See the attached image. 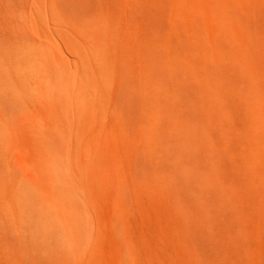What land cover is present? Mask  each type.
<instances>
[{
	"label": "bare ground",
	"instance_id": "6f19581e",
	"mask_svg": "<svg viewBox=\"0 0 264 264\" xmlns=\"http://www.w3.org/2000/svg\"><path fill=\"white\" fill-rule=\"evenodd\" d=\"M3 1L0 122L51 103L33 166L0 157L9 259L264 264V0Z\"/></svg>",
	"mask_w": 264,
	"mask_h": 264
},
{
	"label": "rangeland",
	"instance_id": "374dc122",
	"mask_svg": "<svg viewBox=\"0 0 264 264\" xmlns=\"http://www.w3.org/2000/svg\"><path fill=\"white\" fill-rule=\"evenodd\" d=\"M2 1L3 0H1V4H2ZM12 1V0H11ZM14 1V0H13ZM12 1V2H13ZM17 2H18V0H16ZM22 0H20V2H21ZM28 1V0H27ZM27 1H23L24 3L26 2L27 3ZM4 2V1H3ZM17 2H14V6L16 5V3ZM23 3V4H24ZM25 3V4H26ZM21 4V3H20ZM24 4V5H25ZM4 5V4H3ZM8 5V3H6L5 4V6H3V10H4V7H6ZM22 5V4H21ZM21 5H18L19 6V9L22 7L23 8V5L21 6ZM2 6V5H1ZM18 6L16 7V8H18ZM27 5H25L24 7H26ZM9 8V7H8ZM6 9V8H5ZM10 12V14H11V10H9ZM26 11V13H28L27 11H29V10H25ZM19 12H21V11H19ZM23 12V11H22ZM25 25V24H24ZM30 26H25V27H29L30 29L28 30V29H25L24 28V31L26 32V33H28L29 34V36H30V38H32V39H35L36 41L37 40H39V37H38V35H37V33H36V27L34 26V25H31V24H29ZM14 26H15V22H14V24H13V26H11L10 27V29L12 30H9V31H11V35L10 34H8V36L9 37H11L12 36V34H13V31H15L14 29H17V30H19L20 29V27L18 28V27H16L15 26V28H14ZM4 27H6V26H4ZM4 27H2L3 29H1V30H5V28ZM23 27V26H22ZM22 27H21V29H22ZM7 29H9L8 27H7ZM0 30V31H1ZM15 31V34H13V41H16L17 39L16 38H14V36L15 35H17L18 33H16V32H18V31ZM23 30V29H22ZM28 30V31H27ZM31 30V31H30ZM7 30H5L4 32H6ZM3 32V33H4ZM8 32V31H7ZM25 32H23V33H25ZM10 33V32H9ZM7 34V33H6ZM27 34V35H28ZM4 34H2V36H3ZM26 35V34H25ZM6 36V35H5ZM20 35L18 34L17 36H15V37H18L19 39H20V37H19ZM6 38V37H5ZM11 39H12V37H11ZM18 39V40H19ZM17 40V41H18ZM54 56H56L57 58L59 57V56H61V52H60V50L57 48L56 50H54ZM37 93V94H36ZM31 95L30 96H32V98L34 99H31L32 101L31 102H29V100H27L28 102H27V104L25 105L26 106V108L23 106V104L22 105H17L13 110H12V113L11 114H9L6 118L9 120V119H11V118H13V117H11V115L13 114V115H15L16 113H17V115H18V117L17 118H19V117H21L23 114V116L21 117V118H23L22 120H19V122L17 123V121L16 120H18L17 118H16V120H14V119H11V120H14V121H16V122H14L15 124H14V126H16L15 128H12V129H9V128H11V127H13V125H11V127H10V125H8V123L7 124H5V122H7V121H5L6 120V118H5V120H4V122H0V145H1V143H2V146H4V147H2V146H0V149H1V147H2V151H4V152H2L1 153V150H0V157L4 160V161H6V162H8L11 166H15V165H18V164H20V166H22V167H24L25 165H27V166H33V164L35 163V155H36V145L38 144L37 143V140H36V132H37V128L41 125V126H45L46 124H49V121H50V118L49 117H47V114H48V112H49V110H50V108H51V103H49L48 101H47V99H45V97H43L39 92H31L30 93ZM39 94V95H38ZM29 96V97H30ZM29 99V98H28ZM28 105V106H27ZM19 106V107H18ZM21 106H23V108L21 107ZM24 108H25V111H24ZM28 108H29V112H28ZM22 110V111H21ZM14 112V113H13ZM27 112H28V114H27ZM19 113V114H18ZM26 115V116H25ZM16 116V115H15ZM9 117V118H8ZM10 122V121H9ZM11 124V123H10ZM13 124V123H12ZM4 126V128L6 127H9V128H5V130H7L8 132H9V134H10V132H12L13 131V129H14V131H15V133H14V135L11 133V135L9 136V134H7L6 136H5V132L7 133V131H4V129H2L3 128V126ZM7 125V126H6ZM2 127V128H1ZM9 130H11V131H9ZM11 138V139H9V141L7 140L8 138ZM2 139V140H1ZM11 140V141H10ZM7 143V144H6ZM4 149V150H3ZM79 149H81V147H79ZM83 152L81 151V150H79V151H77V153L75 154V155H73L74 157H76V158H80V160L81 159H83ZM3 155H6L5 156V159L3 158ZM10 156V157H9ZM11 159V160H8V159ZM17 163V164H16ZM14 164V165H13ZM20 166H16V167H20ZM113 238L111 237V235L110 234H106L105 235V237H104V241H103V243H102V250L104 251V250H107V251H109V250H113V246H112V243H113ZM0 245H3V242L0 240ZM0 264H15L14 263V261L13 260H10L9 259V257H8V255L6 254V252H5V250L3 249V248H1L0 247Z\"/></svg>",
	"mask_w": 264,
	"mask_h": 264
}]
</instances>
